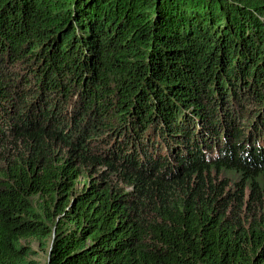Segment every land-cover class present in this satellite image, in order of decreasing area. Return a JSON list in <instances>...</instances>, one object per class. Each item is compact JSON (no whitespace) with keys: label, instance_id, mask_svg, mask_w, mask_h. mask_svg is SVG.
<instances>
[{"label":"trees","instance_id":"16d2710c","mask_svg":"<svg viewBox=\"0 0 264 264\" xmlns=\"http://www.w3.org/2000/svg\"><path fill=\"white\" fill-rule=\"evenodd\" d=\"M31 238L264 264V0H0V264Z\"/></svg>","mask_w":264,"mask_h":264},{"label":"rangeland","instance_id":"374dc122","mask_svg":"<svg viewBox=\"0 0 264 264\" xmlns=\"http://www.w3.org/2000/svg\"><path fill=\"white\" fill-rule=\"evenodd\" d=\"M254 132V131H253ZM235 180L234 177H232V181ZM83 183V180H79L78 188H81V185ZM232 188V185L230 186ZM22 243H28L30 247L35 251L34 259L37 261V264H47L48 259V253H49V246L50 241H45V246H40V243L35 238L26 239L22 241Z\"/></svg>","mask_w":264,"mask_h":264}]
</instances>
